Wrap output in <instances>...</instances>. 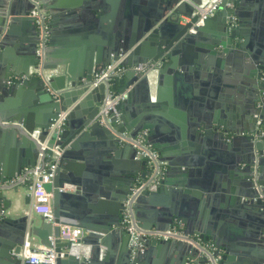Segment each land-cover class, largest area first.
<instances>
[{
	"label": "water",
	"instance_id": "obj_1",
	"mask_svg": "<svg viewBox=\"0 0 264 264\" xmlns=\"http://www.w3.org/2000/svg\"><path fill=\"white\" fill-rule=\"evenodd\" d=\"M200 1L153 0L151 4L155 12L146 18L144 25L136 36L124 38L119 33L116 34L111 46L98 48L96 53L90 52V56L83 65V70H77L74 66L68 65L62 70L60 75H52L48 81L49 90L44 86V82L34 75L29 76L28 81L16 80L10 86L4 83L3 76L0 77V92L3 94L17 92L16 88H21L20 84L22 83L25 85L28 82L35 81L40 84L36 92L46 104L50 113L41 124L35 125L41 129L38 140L45 142V153L50 154V149L54 146H58L60 150L58 165L55 171L57 178H53L52 182L44 185L45 189L51 193L54 202V224L47 221L44 216L33 217L30 214L22 215L18 219L16 228L10 230V242L1 249V256L10 258L15 264H21V260L17 255L25 240L24 238L31 239L33 237L37 239L40 245L53 248L58 254L66 250L67 253H64L63 258H57L56 264H111L108 261V255H104L98 260L100 247H108L109 236H106L104 230L109 229L110 225L100 224L99 226L90 227L88 224L90 211L87 210L86 205L91 204L94 201L92 198L96 196L101 198L114 197L112 186L116 184V181L120 185L123 180H126L128 184H131L130 187H132L136 182L135 176L138 171L142 170L141 178H144L148 174L145 171L146 162L144 160H133L135 158V150L129 144H123L125 147L131 148L133 154L129 158L131 160L128 163L129 166L125 168L116 165L114 157L111 156V153H114L116 156L118 155V145L120 142L115 132L127 131L134 137L139 131L145 129L155 130L156 126L153 124L152 119H154V109L160 101L159 93L163 83L162 79L164 78L161 77L162 68L170 66V70H173L177 66H182L183 60L179 59L178 55L181 49L188 45L195 46L201 53V65L199 68L202 70L212 69L214 76H216L217 72H220V69H224L225 63L229 65L232 60H243L237 72H232L225 67V72H227L228 76L231 75L232 79L227 78L223 83L216 82L219 84H215V90L211 92L213 102L205 108L206 110L203 113H198L195 119L191 120L190 129L196 136L201 138L215 135L225 144L227 143L226 136L232 133L241 136L247 141L249 145L248 155L243 152L241 156H231L228 161L231 163V167H237L241 169L239 171L244 173L241 178L234 176L235 181L239 182L240 185L246 186L245 182L240 183L239 181L240 179L244 180V177H246L247 184L253 187L251 172L254 160L257 158L259 165L260 161L262 162L260 158H255V152H258L259 156L264 154V136L260 137L258 131L255 130L256 119L258 117L264 118V79H262L264 73V49L259 52L252 50L246 36L247 29L242 27V25L245 23L246 28L253 32V34H256L259 27L264 25V16L259 12L261 0H249V2H245L244 0H220L218 10L212 16L205 19L202 25L196 26L197 15H195L193 5L199 4ZM251 1L253 4L248 5L247 3ZM242 9H245V11L243 12ZM242 15L251 19L243 21ZM22 16L25 20L35 23L33 17L29 15V11ZM17 18L14 17L13 20L18 21ZM9 27L10 29L13 28L12 23L9 24ZM36 41L35 34L34 50L36 49ZM218 48L220 49V53L216 51ZM155 49L158 51L157 54L153 52ZM213 54H220L218 57L222 56L225 60L219 58L216 60L212 57ZM234 55H239V58L235 59ZM120 56L124 57V63L129 67L134 66V64H158L156 74V93L158 95L156 96L157 102H151L149 73L136 72L132 69L126 71L124 76L118 80V83L124 84L125 89L129 86L132 87L128 91L126 99L122 102L120 101L115 106L119 118H124V122L117 124L114 129H110L107 126L101 125L97 119L99 109L106 95V87L99 85L98 87L90 88L88 82L91 80L93 73L99 72L111 59L115 60ZM165 58H169L170 62H165ZM205 58L207 59L205 60ZM159 59L162 60V63L158 61ZM62 65L65 66V63ZM44 67L47 68L46 62L44 63ZM27 72V68L21 71L25 75ZM54 82H58V84H54ZM135 93L138 94L137 98L134 95ZM111 94L114 95L112 91ZM125 102L132 103L136 107L130 116L123 113L122 106ZM259 103H261L260 107H258ZM235 105L242 106L245 109V112H247L245 114L246 118L233 116V123H227L226 115L228 117L232 116L229 110ZM240 111L244 112L243 110ZM60 119H62V123L58 127L57 122ZM74 119L78 121H74ZM114 119V117L111 118L112 122H114ZM35 126L23 125V128L20 130L22 134L19 141L27 149L25 151L27 159L21 156L17 160H14L8 169L0 168V216H3L2 212L4 210L1 209V205H4V207L9 205L7 201L2 202L3 191H11L14 195H25L28 198L27 192L30 189L32 179L28 178L22 182L20 177H25L26 170L34 167L38 159L40 146L29 135ZM244 133L246 135H243ZM145 138L147 143L154 149L158 148L151 135L149 137L146 134ZM96 139L100 141H96ZM28 142L33 151L29 161L28 144H26ZM77 161L83 163H77ZM180 164L185 167L191 166L183 161ZM191 173L192 171L188 169L187 174L191 175ZM82 178H85L88 182H92L95 186L86 190L82 186V182H84ZM66 182H71L78 188L73 192L60 191ZM259 183L264 186V181L261 179ZM234 185L230 184L225 190L212 186L203 192L211 191L217 194L216 196L221 198V201L225 203V205L223 204L224 208L225 206L233 207L238 202L240 196V191L236 187L238 184L234 183ZM180 187L186 188L185 190L176 191L174 194L180 199L190 194L196 197L202 196L198 195L200 193L193 192L195 186L190 182L182 183ZM252 189L251 195L248 196L244 204L248 208L254 209L264 215V201L258 197L255 189ZM155 195V193L151 194L149 191H145L139 196L137 204L141 199H146V201L152 203ZM75 200H78V205L74 203ZM120 200L123 201V198L121 197ZM94 211H98V209H94ZM183 211L179 199L169 205L167 204L164 208L158 210V217L154 219L155 223L152 227L166 229L173 223L175 218H179L182 222L189 224L186 219L189 217L185 216ZM108 216H103V218L107 219L109 218ZM137 223L142 228H152L151 226H141L138 220ZM62 224L79 226L84 229L89 228L88 234L90 238L88 241L92 244L89 257L80 258L78 247L72 246L69 242L59 240V226ZM126 234L128 247L127 250L124 247L121 249L119 255V262L121 264H136L140 257L144 255L145 247L149 242L151 244L166 245L172 241L151 239L144 243L142 250H133L129 245V234L127 231ZM205 234V239H208L209 236L213 237L208 231H205ZM176 242L188 245L189 253L184 258L182 264H189L190 261H197L198 264H205L206 262L208 264L219 263V261H214L213 255L205 250L203 251L209 256L208 260L207 257L198 258L199 250L192 245L182 241ZM223 247L227 249L230 255H225L222 259L231 260V255L234 254L232 246L227 245ZM240 247L244 248V245L241 244ZM262 261L264 262V257Z\"/></svg>",
	"mask_w": 264,
	"mask_h": 264
},
{
	"label": "crops",
	"instance_id": "obj_2",
	"mask_svg": "<svg viewBox=\"0 0 264 264\" xmlns=\"http://www.w3.org/2000/svg\"><path fill=\"white\" fill-rule=\"evenodd\" d=\"M36 1L39 2L47 17L49 36L45 62L46 69L51 71L54 76L60 75L68 65L74 66L77 70H83V65L90 56V52L96 53L98 48L111 46L118 33L124 38L136 36L144 25L146 18L155 12L151 4L153 0ZM244 1L249 2V0ZM247 4L250 5L253 2ZM33 7L32 0H0V77L3 76L4 83L9 86L16 80L28 81L29 76L22 74L21 71L28 69L37 61L36 49L34 50L35 23L22 18V15L28 11L30 12ZM263 8L264 0H261L259 12L262 16H264ZM242 11L244 12L245 9H242ZM14 17H18V21H14ZM241 18L243 21L251 19L244 15ZM11 23L13 28L10 29L9 24ZM242 27L247 29L246 36L252 50L262 51L264 49V25L259 27L256 34L249 31L245 23ZM216 51L219 52L220 49L218 48ZM153 52L157 54L158 51L155 49ZM218 56L220 54L212 55L216 60L217 58L225 60L222 56ZM234 56L235 59L239 58V55ZM178 57L183 60L182 66H177L173 70H170V66H166L161 71V77L164 78L159 93L160 101L154 109V119H152L156 128L154 131L144 130L149 137L151 135L154 138L153 141L158 146L155 149L167 162L164 177L158 189L150 192L156 194L152 199V203H149L146 199H141L138 202L135 208V217L141 226L152 227L155 223L154 219L158 217V210L179 199L184 210L183 213L189 217L186 218L189 224L175 218L169 226L181 223L185 233L199 239L202 245L206 243L214 245L217 251L211 254L215 258L217 257L216 262L219 261L218 264H255V262L264 264L262 261L264 257V215L244 204L248 196L251 195L253 187L247 184L246 177H244V180H239L240 183L245 182L246 186L235 181L234 176L241 178L244 173L239 171L241 169L237 167H231V163L228 161L231 156H241L243 152L248 155L249 145L247 141L232 133L226 136L227 143L225 144L215 135L201 138L196 136L190 129L191 120H194L198 113H203L206 110L205 108L213 102L211 92H214V87L219 84L216 82L223 83L227 78L232 79V76H228L225 72V67L232 72H237L243 60H232L229 65L225 63L224 69H220V72H217L214 76L212 69L202 70L199 68L201 53L195 46L188 45L181 49ZM158 61L162 63L161 59ZM164 61L169 63L170 59L165 58ZM63 63H65V66L62 65ZM123 76L124 74L114 79L110 87L106 88V92L111 93L112 91L113 94L125 93L127 95L132 86L125 89L124 84L118 83V80ZM6 79H8L7 82ZM54 84H58V82H54ZM20 85L21 88H16L17 92L15 93L3 94L0 92V168L8 169L11 163L21 156L27 159L25 155L27 149L19 141L22 134L20 130L23 125L35 126L41 124L50 113L46 104L36 92V89L40 86L38 82L31 81L28 84L23 85L22 83ZM44 86L46 87L45 84ZM156 88L157 77L155 76V82L151 86L150 92L151 102L153 103L157 102ZM138 94H134L136 98ZM260 106L261 103L258 104V107ZM122 109L124 114L130 116L136 107L132 103L125 102ZM229 111L232 116L228 117L226 115L227 123H233V116L246 118L245 114L247 112L242 106L235 105ZM74 121L78 120L74 119ZM122 122H124V118L120 119V123ZM35 128L40 127L35 126ZM96 141L100 140L96 139ZM26 144H28L29 161L33 151L29 142ZM132 155L131 148H127L121 143L118 145V155L111 153L116 165L125 168L129 166L128 163L131 161L129 158ZM258 158L262 160L259 165L257 159L259 180L264 181V154L258 156ZM133 160L135 161L136 158ZM181 161L191 166H182ZM174 162L176 164L172 165L171 163ZM77 163L83 162L77 161ZM188 169L192 171L191 175L187 174ZM83 171L85 172V170ZM145 171L147 174V167ZM141 173L142 170L138 171L135 176L136 180L141 178ZM55 178H57V173ZM82 180L84 181L82 186L86 190L95 186L85 178H82ZM164 181L165 183H163ZM125 182L126 180H123L118 185L116 181V184H113L114 197L101 198L96 196L92 198L94 201L91 204L86 205L87 210L90 211L88 215L90 227L99 226L100 224L110 225L109 229L104 230L106 236H109L108 247H100L98 260L104 255H108V261L111 264H121L119 262L121 249L124 247L127 250L128 247L127 234L122 225V209L132 187H130L131 184ZM185 182L192 183L195 186L193 192L200 193L198 195L202 196L196 197L190 194L183 199L176 197L174 195L176 191L186 189L180 187ZM70 183H64L60 191L73 192L78 188ZM234 183L238 184L236 187L240 191V196L233 207L225 206L224 208L223 204L225 205V203L216 196L217 194L211 191L203 192L212 186L225 190L230 184L234 185ZM27 193L28 198L25 195H14L11 191H3L2 202L7 201L9 205L7 207L1 205V209L4 210L2 212L3 216H0V251L10 242V230L16 228L18 219L22 215L30 214L33 217H42V215L30 211L32 201L30 189ZM121 197L123 201L120 200ZM50 201L54 211L55 206L52 195ZM74 203L78 205V200H75ZM94 209H98V211H94ZM106 215H109V218L104 219L103 216ZM80 228L83 229L81 241L86 247V253L81 254V258H87L92 249V244L88 241L90 238L89 228ZM205 231L210 232L213 237L209 236L208 239H205ZM31 241L33 244H39L36 238L31 237ZM183 244L173 240L166 245L151 244L149 242L145 247L144 255L140 257L136 264H182L189 253L188 245ZM241 244L244 245L245 249L240 247ZM227 245L232 246V252L234 253L231 255V260L222 259L225 255H230L227 249L223 247ZM63 253H67L66 250H63ZM202 257L209 259L207 253L199 249L198 258ZM0 264H15V262L0 254ZM21 264L31 263L21 260ZM189 264H198V262L190 261Z\"/></svg>",
	"mask_w": 264,
	"mask_h": 264
},
{
	"label": "built area",
	"instance_id": "obj_3",
	"mask_svg": "<svg viewBox=\"0 0 264 264\" xmlns=\"http://www.w3.org/2000/svg\"><path fill=\"white\" fill-rule=\"evenodd\" d=\"M32 2L34 7L30 10L29 15L35 20L37 62L28 68L27 76L34 75L38 77L44 82L47 89L49 90L48 81L53 74L44 67L47 41L49 36L47 17L46 13L39 5V2L36 0H32ZM219 3L220 0H201L199 4L193 5L195 9V15H197L195 25H202V22L205 19L212 16L218 10ZM157 65L158 64H137L129 67L124 63V57L120 56L115 60H111L103 69L95 73L88 82V85L90 88L98 87L99 85H104L106 88H109L111 82L114 79L119 78L126 71L132 69L136 72L142 71L144 73H149V85L151 87L155 82V76L157 74L158 67ZM262 79H264V73ZM125 97V93L112 95L110 92H106L97 117L101 125L107 126L110 129H114L115 126L120 123L119 114L116 111L115 106ZM113 117L115 118L114 122L111 120ZM61 123L62 119L57 122V126L59 127ZM256 124L259 135L264 136V119L257 120ZM40 133V128H35L31 133H29L30 137L36 140L40 146L38 160L34 167L26 170L25 177L21 176L20 180L23 182L25 179H32L30 186V194L32 198L30 211L34 214L44 216L47 221L53 223L54 215L50 201L51 193L45 189L44 185L46 183L52 182L55 176L60 150L58 146H54L50 149V154L45 153V142H40L38 140ZM115 134L121 144H129L133 147L135 150V158L138 160H144L146 162V167L148 168V174L144 178L136 180V182L133 184L122 209V225L129 234V245L132 247V249L142 250L146 241L156 239L182 241L192 245L198 250H207L210 252L209 254L217 251L214 245H209L208 243L202 245L199 239L186 234L181 223H175L166 229H145L138 225L137 219L135 217L137 200L139 196H141L145 191L152 192L158 189L164 177L165 166L167 162L160 157L156 149L147 143L145 138L146 131H139L134 137H132L127 131L115 132ZM251 173L253 188L257 192L258 197L264 201V189L259 183L257 158L254 160ZM59 227V240L63 242H69L72 246L78 247L79 257L81 258V254H83L84 250H86V247L82 244V241H80L83 234V229L78 226L68 224H62ZM17 256L21 260L31 264H56L57 258H63L64 253L61 252L58 254L53 248H47L39 244H33L30 238H25ZM213 258L214 261H216L217 257Z\"/></svg>",
	"mask_w": 264,
	"mask_h": 264
},
{
	"label": "flooded vegetation",
	"instance_id": "obj_4",
	"mask_svg": "<svg viewBox=\"0 0 264 264\" xmlns=\"http://www.w3.org/2000/svg\"><path fill=\"white\" fill-rule=\"evenodd\" d=\"M259 119H264V118H260V117H258L257 119H256V122H255V130H257V120H259ZM258 131V130H257ZM260 137H263V136H260ZM259 156V154H258V152H255V158L256 157H258Z\"/></svg>",
	"mask_w": 264,
	"mask_h": 264
},
{
	"label": "bare ground",
	"instance_id": "obj_5",
	"mask_svg": "<svg viewBox=\"0 0 264 264\" xmlns=\"http://www.w3.org/2000/svg\"><path fill=\"white\" fill-rule=\"evenodd\" d=\"M85 253H86V250H84L83 254H85Z\"/></svg>",
	"mask_w": 264,
	"mask_h": 264
}]
</instances>
